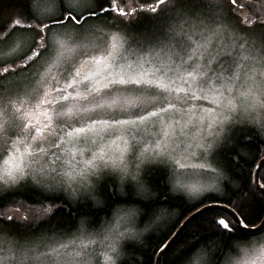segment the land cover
<instances>
[{"label":"snow or ice","instance_id":"obj_1","mask_svg":"<svg viewBox=\"0 0 264 264\" xmlns=\"http://www.w3.org/2000/svg\"><path fill=\"white\" fill-rule=\"evenodd\" d=\"M144 20L153 28L138 33ZM257 78H264V0H12L0 7V157L13 151L0 169V243L28 257L41 241L60 243L28 234L77 204L103 208L105 177L113 178V198L131 188L139 201H155L149 173L163 166L166 184L207 195L171 222L147 212L155 225L147 238L146 208L136 200L112 208L119 228L92 231L81 215L73 244L53 249L49 264H207L209 254L214 264H233L232 242L240 248L247 233H264V211H255L264 204V79L235 94L237 82ZM17 136L29 146L27 161L16 155ZM197 151L204 163L191 167L203 170L200 187L179 171ZM78 155L90 157L87 172H76ZM27 191L44 198L29 201ZM81 237L93 243L77 247Z\"/></svg>","mask_w":264,"mask_h":264},{"label":"trees","instance_id":"obj_2","mask_svg":"<svg viewBox=\"0 0 264 264\" xmlns=\"http://www.w3.org/2000/svg\"><path fill=\"white\" fill-rule=\"evenodd\" d=\"M12 0H0V7L7 9L11 6ZM153 25L149 21H142L137 28L138 33H147L151 31ZM165 169L163 166H152V170L149 173V179L152 184L153 199L155 201H139L132 193L134 189L126 188V192L129 195L125 197L113 198L111 193L113 191V178L106 177L100 182V190L103 192L106 204L103 208H96L91 206L90 201L80 203L72 208V212L60 211L57 212L51 219L46 221L38 222L37 226L28 234L31 239H36L39 237H59L66 236L76 231V227L81 219V215H87L91 222L94 224L93 230H96L101 223L109 219L113 213L111 210L116 206L121 200H136L140 205L146 208L145 214L141 216V226L149 225L151 222L150 217L147 212L155 210L157 213H164L162 217L166 218L168 222L174 220L181 212H188L191 203L193 202L189 198H185L183 195L174 194L177 193L172 189L171 183H165ZM226 182L222 186L223 195L226 191ZM22 195L28 198L29 201L35 199H43L44 194L35 191H27ZM207 195V194H206ZM205 196V195H204ZM255 211H264V204L257 203L255 206ZM202 221H197L201 223ZM152 228H149L147 237L152 236ZM256 235H245V240L250 242L252 238ZM237 248L234 249L231 254H234Z\"/></svg>","mask_w":264,"mask_h":264},{"label":"rangeland","instance_id":"obj_3","mask_svg":"<svg viewBox=\"0 0 264 264\" xmlns=\"http://www.w3.org/2000/svg\"><path fill=\"white\" fill-rule=\"evenodd\" d=\"M241 55L243 56L245 54L242 53ZM247 64L248 62L246 61L245 65L247 66ZM260 79H264V78H257L254 83L252 81H248L247 83L237 82L236 92H235L236 96H239L240 92L246 91L249 87L258 89L259 84H260ZM256 95H257V99H259L258 92L256 93ZM193 104L198 109H203L207 107H215L214 105H209L207 101H194ZM200 116L201 114L197 112L196 114H194L192 121L189 122L187 125H185L184 131L187 135L193 134L192 125L197 123V121H199ZM167 131L169 132L170 136H173L176 133L180 132V126H176L175 128L169 127ZM127 138H128L127 136L124 137V139H127ZM12 139L18 142L16 147L19 148V152H17L16 155L19 156L23 154L25 160L27 161L28 157H27L26 150L28 149L29 146L27 144H23L22 138L19 136L13 137ZM117 145L122 146L120 140H117ZM65 150H67V148ZM76 151H77L76 148H72L73 153H76ZM111 151H116V148L111 149ZM2 152H3V149L0 148V153ZM12 155H13V151L11 148H9L8 154L2 155V157H0V169L4 167L5 161H8L9 157ZM198 156H199L198 151L196 152V155L194 156H186L184 159V162L187 165H189V167L183 170H179L185 173V176H186L185 183L192 185L194 187H200L201 185H204L206 183L204 176H203V170L197 167H191V165L204 163L203 160H199L197 158ZM89 159L90 157L87 155H78L79 167L75 169L76 172H80L81 170H84L85 172H87L88 169H87L86 162ZM16 162H19V161L17 160ZM171 186L175 192L186 191L183 188H174L172 184ZM201 193L202 195H200ZM220 193H222V188L220 189ZM206 194H207L206 191H201L198 195H192L188 198L192 201H195V200H198L201 196H204ZM165 220L166 218L162 217L160 222H163ZM106 223L108 224L109 227H115V228L120 227V222L118 218L115 216L114 212L112 216L109 219L104 220L98 228L103 227ZM145 226H149V228L155 227V225L152 224L151 222L149 223V225H145ZM75 232L68 234L66 236L55 237L57 240L61 242L56 243L53 241L51 247L46 246V241H41V245H42L41 249L39 251L33 252L31 257L23 256L21 252L13 249L11 244L0 243V264H21L22 256H23L24 264H49L47 257L50 255L56 254L53 251V249H56L60 253H63L65 245L70 246L73 244L74 241L72 237ZM49 238H52V237H49ZM258 241H264V233L260 234L259 236L258 235L254 236L252 238V240L250 241V244L252 246L250 248H247V247L237 248V251L234 254H231L233 259L242 261L243 264H264V251H261L262 248L256 247V244ZM92 243L93 241L86 237H81L80 239L75 241V244L77 247L80 245H91ZM242 249H245L246 251Z\"/></svg>","mask_w":264,"mask_h":264},{"label":"clouds","instance_id":"obj_4","mask_svg":"<svg viewBox=\"0 0 264 264\" xmlns=\"http://www.w3.org/2000/svg\"><path fill=\"white\" fill-rule=\"evenodd\" d=\"M226 179H227V177L225 175H221L220 178L217 181V188L219 189V194H220V189L222 188L224 182H226ZM174 194L183 195V196H185V198H188V197L193 195L192 193L186 192V191H180V192H177V193H174ZM200 195H202V193ZM257 234H259V233H257ZM147 235H148V232H145L143 234V236H147ZM141 239H143V237H141ZM239 243H240V247L250 248L252 246L250 244V242H248V241H243V242H239ZM221 246H223L222 242H221ZM256 247L264 248V241H258L257 244H256ZM236 248H237L236 247V243L232 242V247H231L230 251L232 252ZM225 251L227 252V251H229V249H225ZM207 264H214L211 254H209V256H208ZM233 264H243V262L239 261V260H234Z\"/></svg>","mask_w":264,"mask_h":264},{"label":"water","instance_id":"obj_5","mask_svg":"<svg viewBox=\"0 0 264 264\" xmlns=\"http://www.w3.org/2000/svg\"><path fill=\"white\" fill-rule=\"evenodd\" d=\"M247 234H249V235H253V234H257L255 231H252V232H250V233H247Z\"/></svg>","mask_w":264,"mask_h":264}]
</instances>
